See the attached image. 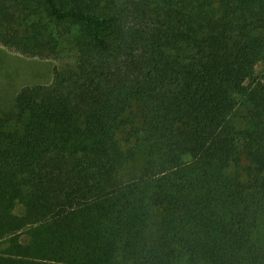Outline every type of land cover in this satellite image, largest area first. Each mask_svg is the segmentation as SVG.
Listing matches in <instances>:
<instances>
[{
	"label": "trees",
	"instance_id": "trees-1",
	"mask_svg": "<svg viewBox=\"0 0 264 264\" xmlns=\"http://www.w3.org/2000/svg\"><path fill=\"white\" fill-rule=\"evenodd\" d=\"M0 43L78 53L0 113V264H264V0H0Z\"/></svg>",
	"mask_w": 264,
	"mask_h": 264
},
{
	"label": "rangeland",
	"instance_id": "rangeland-1",
	"mask_svg": "<svg viewBox=\"0 0 264 264\" xmlns=\"http://www.w3.org/2000/svg\"><path fill=\"white\" fill-rule=\"evenodd\" d=\"M77 55L74 48L66 45L58 57H32L0 43V113L6 114L13 110L15 96L23 86L49 84L53 80L55 68L74 64ZM256 68L261 71L264 63L258 62Z\"/></svg>",
	"mask_w": 264,
	"mask_h": 264
}]
</instances>
